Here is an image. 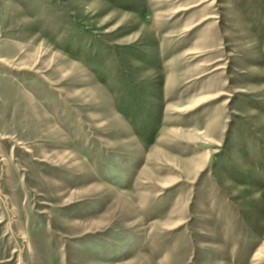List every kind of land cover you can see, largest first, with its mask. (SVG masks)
I'll use <instances>...</instances> for the list:
<instances>
[{
  "label": "rangeland",
  "instance_id": "rangeland-1",
  "mask_svg": "<svg viewBox=\"0 0 264 264\" xmlns=\"http://www.w3.org/2000/svg\"><path fill=\"white\" fill-rule=\"evenodd\" d=\"M0 264H264V0H0Z\"/></svg>",
  "mask_w": 264,
  "mask_h": 264
}]
</instances>
